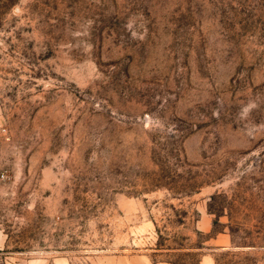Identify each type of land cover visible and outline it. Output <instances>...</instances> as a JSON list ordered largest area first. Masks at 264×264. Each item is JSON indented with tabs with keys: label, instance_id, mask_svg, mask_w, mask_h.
<instances>
[{
	"label": "rangeland",
	"instance_id": "1",
	"mask_svg": "<svg viewBox=\"0 0 264 264\" xmlns=\"http://www.w3.org/2000/svg\"><path fill=\"white\" fill-rule=\"evenodd\" d=\"M0 264H264V0H0Z\"/></svg>",
	"mask_w": 264,
	"mask_h": 264
}]
</instances>
